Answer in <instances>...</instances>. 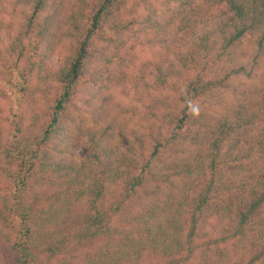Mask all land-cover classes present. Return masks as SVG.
<instances>
[{
	"label": "trees",
	"instance_id": "obj_1",
	"mask_svg": "<svg viewBox=\"0 0 264 264\" xmlns=\"http://www.w3.org/2000/svg\"><path fill=\"white\" fill-rule=\"evenodd\" d=\"M128 1L0 0V264H264V0Z\"/></svg>",
	"mask_w": 264,
	"mask_h": 264
},
{
	"label": "rangeland",
	"instance_id": "obj_2",
	"mask_svg": "<svg viewBox=\"0 0 264 264\" xmlns=\"http://www.w3.org/2000/svg\"><path fill=\"white\" fill-rule=\"evenodd\" d=\"M146 2H147V4H149V6L155 8V9H159L162 7L161 6L162 0H146ZM140 3H141V5L137 7V3H135L134 0H129L127 2V9L132 10L136 6L137 13H139L141 16V14H144L146 12V10H145L144 6L142 5L143 3L142 2H140ZM15 22H17V19H16V21H14V23ZM127 38H128L127 44L125 45L123 51H127L131 55L132 54L134 55L133 56L134 62H135L134 66L139 65V63L142 62L143 60L155 58L154 53L156 52L155 51L156 49L154 47H148L146 45H142V44L137 43L136 41L139 39L134 41V39L131 37H127ZM56 61H57V58L54 56L50 60V65L54 67L56 64ZM113 92H114V96L116 97V99L118 98V100H121V102H123L125 104L132 102V99H130V98H123L118 93V90H114ZM83 152H84V146H80L77 150V154L82 155Z\"/></svg>",
	"mask_w": 264,
	"mask_h": 264
}]
</instances>
